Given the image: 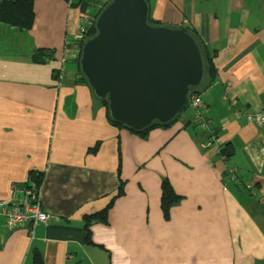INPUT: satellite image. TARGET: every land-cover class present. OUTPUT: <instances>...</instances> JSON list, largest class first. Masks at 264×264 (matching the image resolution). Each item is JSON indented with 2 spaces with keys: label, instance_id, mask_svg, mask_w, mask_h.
<instances>
[{
  "label": "crops",
  "instance_id": "crops-1",
  "mask_svg": "<svg viewBox=\"0 0 264 264\" xmlns=\"http://www.w3.org/2000/svg\"><path fill=\"white\" fill-rule=\"evenodd\" d=\"M79 2L33 0L30 29L0 24V199L42 172L49 215L15 229L0 217V264H32L33 251L45 264H264V123L247 119L264 115V0H147L153 20L194 29L215 53V76L197 89L214 135L206 148L188 112L143 140L111 126L87 86L68 85ZM38 49L55 51L51 64L31 62ZM163 179L182 198L167 218ZM112 199L87 243L83 217Z\"/></svg>",
  "mask_w": 264,
  "mask_h": 264
},
{
  "label": "water",
  "instance_id": "water-1",
  "mask_svg": "<svg viewBox=\"0 0 264 264\" xmlns=\"http://www.w3.org/2000/svg\"><path fill=\"white\" fill-rule=\"evenodd\" d=\"M145 0H110L85 41L80 72L109 116L140 131L181 113L203 79V61L184 25L150 26Z\"/></svg>",
  "mask_w": 264,
  "mask_h": 264
},
{
  "label": "trees",
  "instance_id": "trees-1",
  "mask_svg": "<svg viewBox=\"0 0 264 264\" xmlns=\"http://www.w3.org/2000/svg\"><path fill=\"white\" fill-rule=\"evenodd\" d=\"M110 0H80L79 3L77 4H72V6L79 7L81 10V13L83 14V20H84V33L83 37L79 41H72V44H76L81 48L83 43L87 41L89 38L95 35L96 33V28H95V21L100 13L101 9L109 2ZM147 3V0H145ZM88 10H95L92 14L88 12ZM34 22V12H33V0H0V24L1 25H7L9 27L18 29V30H28L31 28L32 24ZM147 24L150 26H169L165 25L161 22L153 20L148 13L147 17ZM189 34L195 39L203 61V79L208 78V81L211 82L215 76V68L213 65V59L215 57V53H208L206 47L202 44V42L199 39V36L197 32L192 29V28H187ZM71 45H67V47H70ZM81 49L77 52L76 58L72 59L77 65L78 72L77 74L73 77V80H70V83L68 85H85L89 88L85 77L82 75L80 72V66H79V60H80V55H81ZM54 55L55 51L53 49H38L35 54L31 56V62L34 64H39V65H44L47 64L51 61L54 60ZM52 78L54 81L58 83H64L65 84V79H63L62 74L60 70H53L52 72ZM201 82V84H202ZM90 89V88H89ZM198 88H193L192 92H197ZM91 91V90H90ZM92 93V91H91ZM93 95V93H92ZM95 100H97L102 107L105 109L106 112V117L111 126L117 127V128H124L128 130L130 133L135 134L139 136L141 139L145 140L149 132L153 129L156 128H163L172 125L178 117L182 113L187 112V108L184 107L183 110L177 117H175L173 120H171L168 123L165 124H158V123H152L151 125L147 126L146 128L140 130V131H133L131 129L125 128L121 123L113 121L108 112V107H107V101L105 99H97L94 97ZM189 114V113H188ZM189 119V123L191 121L192 124V116L189 114L187 117ZM195 125V124H194ZM203 135H205L204 140L208 138L207 134L203 132ZM99 148V143H96V145L89 150V153L95 154ZM220 154L224 159L229 158L233 152L229 149V146H225L224 148L221 149L220 147ZM120 172H121V154L120 151H118V167H117V175H118V180H119V187H118V193L117 196H120L123 192V186L124 183L120 179ZM43 173L42 172H30L28 174V182L25 184L23 188H27L30 186V183H32L35 186V189L37 191H40L42 182H43ZM161 211L163 213V216L167 218L169 216L170 209L173 206H176L182 198L176 195V193L173 191L169 181L167 179H163L161 182ZM114 204V199H112L103 210L90 214V215H85L83 217L84 221V230L86 233V242L91 243V238H90V227L93 224H102V225H107L108 223V213L110 209L112 208ZM110 257V256H109ZM32 264H45L44 259L40 253L37 251H33L32 253Z\"/></svg>",
  "mask_w": 264,
  "mask_h": 264
},
{
  "label": "built area",
  "instance_id": "built-area-1",
  "mask_svg": "<svg viewBox=\"0 0 264 264\" xmlns=\"http://www.w3.org/2000/svg\"><path fill=\"white\" fill-rule=\"evenodd\" d=\"M83 25L79 28L74 41H79L83 37L85 30ZM67 45H71V50L74 51L71 58H76L77 52L81 48L76 44H72V42L67 43L66 48ZM62 62H64V59ZM188 98L187 111L192 116V121L208 136L202 144V147L206 148L211 144L214 135L209 120L204 117L202 100L200 95L195 92H191ZM247 119L255 121L259 126L264 123L263 114L247 116ZM0 217L4 219L5 225L9 229H15L23 227L27 223H32L33 225L46 223L49 215L41 206L40 191H37L35 186L30 183V186L27 188H12L10 196L7 199H0Z\"/></svg>",
  "mask_w": 264,
  "mask_h": 264
},
{
  "label": "rangeland",
  "instance_id": "rangeland-1",
  "mask_svg": "<svg viewBox=\"0 0 264 264\" xmlns=\"http://www.w3.org/2000/svg\"><path fill=\"white\" fill-rule=\"evenodd\" d=\"M90 12H91V10H90ZM49 64H51V62H50ZM66 66H67V67H66ZM68 66H72V68H73V67H75L76 65H75L74 62L68 60V61L66 62V65H65V70H68V69H69ZM76 67H77V66H76Z\"/></svg>",
  "mask_w": 264,
  "mask_h": 264
},
{
  "label": "clouds",
  "instance_id": "clouds-1",
  "mask_svg": "<svg viewBox=\"0 0 264 264\" xmlns=\"http://www.w3.org/2000/svg\"><path fill=\"white\" fill-rule=\"evenodd\" d=\"M83 23H84V21H83ZM82 48V47H81ZM192 92V91H191ZM188 104V103H187ZM186 108H187V105L185 106ZM187 110V109H186ZM188 112V111H187ZM189 113V112H188ZM190 114V113H189ZM195 125H196V123L195 122H193ZM197 126V125H196ZM198 127V126H197ZM201 131V130H200ZM203 132V131H202Z\"/></svg>",
  "mask_w": 264,
  "mask_h": 264
},
{
  "label": "flooded vegetation",
  "instance_id": "flooded-vegetation-1",
  "mask_svg": "<svg viewBox=\"0 0 264 264\" xmlns=\"http://www.w3.org/2000/svg\"><path fill=\"white\" fill-rule=\"evenodd\" d=\"M66 60H67V59H66V58H64V62H62V61H61V63H62V64H63V63H65V62H66Z\"/></svg>",
  "mask_w": 264,
  "mask_h": 264
}]
</instances>
